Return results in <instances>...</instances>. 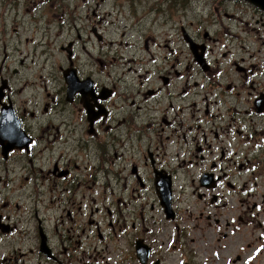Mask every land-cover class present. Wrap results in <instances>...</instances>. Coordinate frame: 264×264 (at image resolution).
I'll use <instances>...</instances> for the list:
<instances>
[{
  "label": "flooded vegetation",
  "instance_id": "af4514ba",
  "mask_svg": "<svg viewBox=\"0 0 264 264\" xmlns=\"http://www.w3.org/2000/svg\"><path fill=\"white\" fill-rule=\"evenodd\" d=\"M34 1L0 0V5L7 4V9L13 10L23 2L26 12H36L38 18H33L34 26L25 28V32L41 33L42 42L36 44V36H23L22 23L17 22L11 26L16 43L24 41L27 46L32 43L34 55L40 51L50 58L53 52H60L64 65L58 67V76L41 75V83L35 84L19 67L10 69L7 54L0 55V264H74L73 260L82 259L79 257L84 252L85 237L90 239L88 246L96 248L93 252L85 250L93 259L90 264H120L109 253L101 256L105 248L100 246L107 247L105 231L113 230L114 220L131 210L132 199L117 197L108 186L113 197L107 196L110 200L101 206L95 204V200L99 201L97 196L92 204L84 200L87 197L84 189H93L100 182L99 171L104 167L93 164V157L100 160L109 156L100 145L114 150L118 145V148L126 147L130 153L142 152L144 166H151L153 185L156 180L155 186L159 188L157 197L169 216L167 224L173 222L177 214L174 198L171 205L170 198H165L169 193L175 195L173 175L159 160V146L157 151L149 147L146 153L140 147L135 148L137 129L132 123L141 119L145 104L153 103L161 113L163 132L177 130L174 80L184 81L185 78H180L185 75L173 74L172 70L177 69L175 64L180 63L175 49L169 45L162 59L168 66L167 61L174 57L175 64L171 69L161 65L154 70H136L142 73L138 81L140 89L138 86L135 92L125 90L123 84L127 81L116 77L119 72L112 75L115 62H125L124 65L129 66L126 72L134 68L132 59L125 57L126 52L115 53L112 48L115 42L102 36L101 24L108 23L101 17L100 7L109 4L111 9L107 16L112 17L113 10L131 7L136 0H41L31 6ZM229 2L243 4L239 16L242 21L235 28L238 41L232 43L229 38L227 51L221 53V65L206 43H199L189 35L190 46L184 34L182 36L186 49L189 48L186 58L192 54L195 70L202 71L201 77L211 90L204 112L199 114L201 125L197 142L187 150L191 151L187 156V169L199 171L197 178L201 183L197 187L205 188L211 183L209 189L214 191L209 199L213 207L211 218L206 221L199 218L191 230L181 222L180 231L181 216L178 215L166 242L154 240L152 244H143L139 240L135 254L138 264H159L172 250L169 262L176 264H264V197L260 196L264 185L255 180L259 177L257 169L264 172V10L248 1ZM140 5L141 0L137 7ZM3 18L2 12V42L9 33ZM56 20L58 23L54 25ZM59 27L65 40L56 43L57 49L56 44L48 41V35ZM68 35L73 37L66 39ZM243 36L245 45L251 39L249 48L237 47ZM215 42L220 44L219 40ZM104 45L109 52H100ZM123 45L133 44L122 42ZM152 45L154 49L162 46L160 41H153ZM14 50L19 51V47ZM245 53L247 58L244 59ZM153 55L152 64H157L161 57ZM20 64L24 66L25 59ZM91 65L96 66L95 70L90 69ZM163 71L166 76L159 77ZM100 74L104 75L103 83ZM200 83L201 88L206 87L205 82ZM194 86V79L190 78L182 87L184 98L192 96L187 110H196L202 100L193 101L198 94L193 93ZM158 123L156 118L155 124ZM224 131L228 132V137L232 134L233 137L222 138ZM184 145L188 146L185 139ZM124 156L125 152H114L116 161L127 160V165H131H124L129 174L119 176L118 184H122L125 193L131 194L133 178L139 182L141 193L150 191L153 186L149 185L148 176L141 167H132L131 156L129 160ZM110 161L113 163L114 159ZM201 167L205 171H201ZM97 192L99 194V189ZM229 207L234 214L221 212ZM154 208L152 204L151 210ZM48 214L51 217H47ZM127 221L126 216L120 229L122 235L114 233L119 241L128 232ZM191 232L197 236L191 237ZM33 236L37 241L31 242ZM52 237L59 242L58 250L50 241ZM160 252L162 255L155 258Z\"/></svg>",
  "mask_w": 264,
  "mask_h": 264
},
{
  "label": "rangeland",
  "instance_id": "374dc122",
  "mask_svg": "<svg viewBox=\"0 0 264 264\" xmlns=\"http://www.w3.org/2000/svg\"><path fill=\"white\" fill-rule=\"evenodd\" d=\"M40 1L41 0H35L31 6ZM138 2L139 0H136L135 3L131 4V7L122 8L120 11L113 10L111 12L112 17L107 16V12L111 9L110 5H102L100 7L101 17H105V21L108 24L102 23V28L100 30L102 36H106L110 42H115L112 47L115 53L125 51V57L132 59L134 68L132 72L125 71L128 70L129 67L128 65H124L125 62H115L114 72H112L113 76H116V73L119 72V75L116 77H122L126 80L127 82L124 83L123 86L125 87V90L129 89L131 92H135L138 89L139 75L142 73V71H139L138 73L136 70H140L141 68H150L151 70H154L161 65L166 66L167 63L162 58L164 54H167L168 45L175 49L180 64H175L176 59L173 57L171 61L166 60L167 62H170L166 67L171 69L175 64L177 69L175 71L174 69L172 70L173 74L175 75V73L178 72L179 75H185V77L182 76V78H180V80L185 78L184 81H178L177 78L174 80L175 93L173 101L178 110L179 127H177V130L167 129L164 133V125L159 119L161 113L158 112V107L154 106L153 103H147L144 105V109L141 112V119L132 123V127L137 129V139L134 138L136 144L135 148L140 147L146 153V150L149 147L152 151H157V146H159L161 151L159 160L163 162L165 169L171 171L173 175L172 180H175V192L178 191L179 187L183 189L180 192L181 195L178 197L179 201L175 204V208H178L176 217L173 222L167 224L169 216H167L164 207L157 197V189L159 188H156L155 186L156 180L153 185V176L151 173L152 168L150 165L147 166V168L144 166L143 153H135L133 151L130 153L125 150L126 147L118 148V145L115 146V150L111 146L100 145V149L105 150L109 156H103L104 153H102L101 156L103 157H100V160L93 157V164L99 163L100 166L104 167L99 171L100 182H97L93 186V189H84L87 195L84 200L92 204V199L97 196L99 201L95 200V204L101 206V203L110 200L107 196L111 197V199L113 197V194L107 190L108 186H111L112 192L114 191L117 194V197H131V210L122 214L121 218L116 222L114 220L113 225L115 226L113 230L108 229L105 231V242H107V247L100 246V248H105L102 251L101 256L105 253H109L111 257L118 260L120 264H138L135 260V254L137 252V246H139V240L142 241L143 244H152L154 240L166 242L171 235L172 224L175 223L178 215L181 216L179 224L180 231L181 222L182 226L188 227L191 230V228L199 221V218H202L204 221L211 218L213 207L209 199L214 194V191H211V189L206 190L198 188L197 186L200 184L199 177L197 178L199 171L195 172L194 168L187 169V156H190L191 154V151L187 152V150H191L193 144L197 142L199 125H201V123L199 124V114L204 112L205 100L207 99V96L210 95L211 90H208L209 83L201 77L202 71H200V69L195 70L190 57L192 54H189V57L186 58L189 53V48L186 49V43L182 36L183 30L187 29L189 35L193 37L195 41L206 43L212 51L211 55H214L221 65V58L223 57L221 56V53L225 54L227 51L229 38H231L230 41L232 43L233 41L235 43L238 41V38L235 37V28L238 27L240 21H242L239 16H241V6L243 4L239 2L232 4L229 0H223L222 3L217 2V0H141V5L137 7ZM7 6V4L0 5V15L3 12V21L9 26L7 38L4 42L0 41V55H8L9 59L7 64L10 69L12 70L14 67H19L22 74L29 76L30 79H34L35 84L41 83V75H47L50 73L58 76V67L64 65L63 55L60 52L55 53L53 50L49 51L51 53L53 52L50 58L45 54H41L40 51L34 55V51L32 50L34 45L30 43L29 46H27L24 41L23 43L17 44L16 35L12 32L11 26L17 22H21L23 36H36V38H38L36 44L42 42L43 38H41V33L33 35L32 33L25 32V28L34 26L32 21L34 17H36V19L38 18V14L36 12L32 13V11L26 12L27 8L23 2L13 10H8ZM31 6L28 8L32 9ZM56 23H58L57 20L54 22V25ZM62 35L63 32H61L60 27L59 30L53 28V31L48 35V41L51 45L56 43L59 44L65 40L62 38ZM72 37L73 35H68L66 39ZM218 40L220 41V44L219 42H215ZM153 41H160L162 46L159 49H154L152 45ZM243 41H245L244 36L241 37V41L237 43V47L240 48L246 46V48H249V46H251V39L248 41V45H245ZM122 42H124V44L131 43L133 45L121 46ZM16 46L19 47V51L14 50ZM105 46L106 45L100 50L101 53L109 52ZM220 46L225 47L221 48ZM56 48L58 49L57 44ZM112 48L110 47V57L113 55ZM141 50L143 52H140ZM153 53H156L161 57L157 64H152ZM94 55L96 56L95 52ZM99 57L105 60L102 54H100ZM83 58H86V56L83 55ZM243 58H247V53L244 54ZM22 59H25L24 66H21L20 64ZM188 59L189 62H187ZM95 68L96 66L91 65L90 69L95 70ZM165 74L166 72L163 71L158 74V76L164 78L166 76ZM237 77L238 75H235V78ZM99 78L103 83L104 75L100 74ZM190 78L194 79L195 86L193 93H198L194 95L193 101L199 102L202 99L196 110H192V108H188L187 110L186 107L192 96L190 95L186 98L182 96V87L185 85V81ZM200 82H205L206 87L204 86L201 88ZM178 106H183L184 109H179ZM160 108H163V105H161ZM156 118L159 122L157 125L155 124ZM35 127H37V125H35ZM221 137L228 139L233 137V134L228 137V132L224 131ZM184 139L188 146L184 145ZM216 146H218V141H216ZM114 152L119 154L125 152L126 157L124 156V158L127 159L131 156L132 167H134V165L141 167V171L148 176V183L153 186L150 191L141 193L139 191V182L132 178V193L124 192L122 184H118L119 176L122 177L123 175L129 174L127 170H124V165L128 167L131 165H127V160L122 161V159H119L116 161L114 158ZM215 152H217V149H215ZM219 158L221 159V156ZM112 159H114L113 163L110 161ZM220 162L222 165H225L224 161L221 160ZM93 164H91V166L98 169ZM226 165H230V163H226ZM123 170L124 172H122ZM200 170L205 171V168L201 167ZM256 173L259 177L255 178V180L264 185L263 170L257 169ZM99 183L100 185L98 186ZM96 189H99V194L98 192L96 193ZM197 192H201L202 201H199L198 197L195 195ZM260 196L264 197V188L260 190ZM174 197V193H169L165 196V198H170L169 205H171V201ZM90 198L91 200L89 201ZM152 204L155 206L153 210H151ZM221 212H227V214L235 213L230 207L227 208L226 211L221 210ZM126 216L128 219L127 223L129 222V227L127 229L128 232L119 241L114 237V233L122 235L120 229H122V226L125 224L124 221ZM42 217H44V215ZM47 217H51V214H48ZM46 222L47 224H53V221ZM149 228L151 230H146ZM191 234V237L197 236V233L191 232ZM33 241H37L34 236L31 239V242ZM50 241L58 250V240H55L52 237ZM84 242V252L82 257H79L82 259L79 262L73 260L74 264H90L89 262L93 261L92 257L87 255L85 250L93 252L96 248L95 246H88L91 242L90 239H87L86 237L84 238ZM162 253L163 252H160L155 258L160 257ZM171 254H173V250L168 253V258L164 259L163 262H159V264H176L169 262Z\"/></svg>",
  "mask_w": 264,
  "mask_h": 264
},
{
  "label": "water",
  "instance_id": "95a60500",
  "mask_svg": "<svg viewBox=\"0 0 264 264\" xmlns=\"http://www.w3.org/2000/svg\"><path fill=\"white\" fill-rule=\"evenodd\" d=\"M262 9H264V0H246Z\"/></svg>",
  "mask_w": 264,
  "mask_h": 264
}]
</instances>
